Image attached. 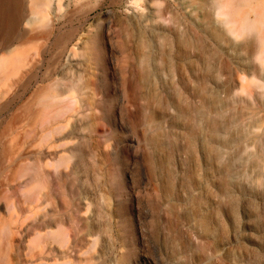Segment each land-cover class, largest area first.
<instances>
[{"label": "rangeland", "instance_id": "rangeland-1", "mask_svg": "<svg viewBox=\"0 0 264 264\" xmlns=\"http://www.w3.org/2000/svg\"><path fill=\"white\" fill-rule=\"evenodd\" d=\"M59 6L0 84V264H264V0Z\"/></svg>", "mask_w": 264, "mask_h": 264}, {"label": "bare ground", "instance_id": "bare-ground-1", "mask_svg": "<svg viewBox=\"0 0 264 264\" xmlns=\"http://www.w3.org/2000/svg\"><path fill=\"white\" fill-rule=\"evenodd\" d=\"M60 0H0V84L21 69L27 60V49L11 48L14 32L22 35H44L57 21ZM68 45L59 51L65 54Z\"/></svg>", "mask_w": 264, "mask_h": 264}]
</instances>
